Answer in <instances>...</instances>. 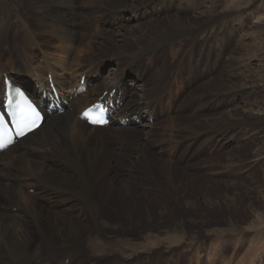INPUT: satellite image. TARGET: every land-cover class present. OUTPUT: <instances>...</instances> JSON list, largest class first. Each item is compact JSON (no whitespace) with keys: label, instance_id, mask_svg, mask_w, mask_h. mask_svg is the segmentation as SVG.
<instances>
[{"label":"rangeland","instance_id":"1","mask_svg":"<svg viewBox=\"0 0 264 264\" xmlns=\"http://www.w3.org/2000/svg\"><path fill=\"white\" fill-rule=\"evenodd\" d=\"M139 1L108 2L117 3L120 18L116 22L113 16V23L99 30L124 45L126 55L105 58L97 77L111 80L117 63L130 67L132 74L122 83L134 88L139 102L143 146L132 142L121 151L125 140L119 129L124 127L118 122L105 127L111 154L100 181L94 178V192L126 188L132 194L126 195L129 204L141 207L131 220L120 200L101 207L94 228L86 225L88 262L264 264V0L251 5L249 0ZM211 11L216 15L207 21ZM175 17L189 20L184 32L194 33L171 44L157 41L165 34L160 29L175 25ZM149 24L161 27L159 32ZM132 30L143 35H132ZM139 40L144 43L140 49L157 45L138 57ZM244 65L249 72L240 73ZM134 73L141 74L135 78ZM230 85L233 90L224 92ZM151 87L164 94L152 113L144 97ZM173 118L187 119L189 129ZM150 139L154 145L145 144ZM67 180L75 183V177ZM144 204L152 207L151 215ZM98 221L109 224L100 230Z\"/></svg>","mask_w":264,"mask_h":264},{"label":"bare ground","instance_id":"2","mask_svg":"<svg viewBox=\"0 0 264 264\" xmlns=\"http://www.w3.org/2000/svg\"><path fill=\"white\" fill-rule=\"evenodd\" d=\"M109 1L94 5V0L85 3L82 0H0V88L7 77L19 83L26 81L27 87L35 93L34 86L45 84L50 75L60 92L72 98L64 113L46 115L37 130L0 153V264H94L88 262L90 256L84 247L86 225L91 223L94 228V220L101 217V207L105 208L108 201L120 200L121 210L128 214V220L141 207L138 202L129 204L126 195L131 197L132 194L126 188L124 191L94 192V178L104 175L103 169L111 154L104 138L107 130L89 127L77 118L82 109L97 102L98 98L112 102L119 99L122 107L112 123L115 119L118 123L128 119L127 126L119 129L125 140L120 150L130 149L132 142L135 147L143 146L140 129L134 126L135 120H141L139 102L134 88L128 89L122 83L132 70L117 63L116 74L111 80L100 81L97 77L105 58L126 55L124 45L112 43V39L99 30L101 25L112 24L113 16H117V3L112 5ZM141 1L138 5L143 3ZM256 1L248 2L251 5ZM215 15L216 12L211 11L206 20ZM118 17L114 18L116 22ZM173 20L175 25L159 27L165 34L157 41L171 44L175 38L194 33L184 32L189 20L176 17ZM149 27L159 32L158 26L149 24ZM140 32L132 30V35L139 37L143 35ZM141 43L137 41L138 57L157 45L153 42L145 51L140 49ZM238 59H234L236 64ZM132 62L135 64V60ZM243 67L240 73L249 72L247 65ZM235 70L237 75L238 70ZM134 74L138 78L141 73ZM82 77L85 80L78 93ZM232 88L230 85L224 92ZM162 95L152 87L144 90L146 101L151 102L150 113L156 111L155 102ZM131 116L134 118L129 120ZM179 121L188 128L187 119H172V122ZM145 142L154 145L156 141ZM72 177L75 183L67 180ZM168 182L171 187L175 185L171 177ZM144 205L151 215L152 207ZM107 224L98 221L96 228L103 230Z\"/></svg>","mask_w":264,"mask_h":264},{"label":"snow or ice","instance_id":"3","mask_svg":"<svg viewBox=\"0 0 264 264\" xmlns=\"http://www.w3.org/2000/svg\"><path fill=\"white\" fill-rule=\"evenodd\" d=\"M31 108V106H30ZM91 110L85 111L83 114V118H85L88 123H91L93 125H103L105 121L101 117H95L93 118L90 115ZM40 126V115L39 113L35 110V108H31V111L29 115L26 117L25 120H23L21 123H19L17 127V136L18 137H24L28 133L33 132L36 128ZM12 141H8L7 143L0 141V151L4 150L11 144Z\"/></svg>","mask_w":264,"mask_h":264}]
</instances>
